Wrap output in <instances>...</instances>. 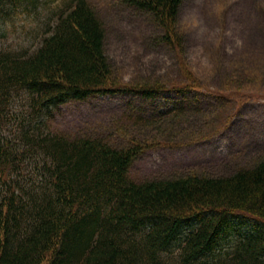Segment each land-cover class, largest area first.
I'll use <instances>...</instances> for the list:
<instances>
[{
  "label": "trees",
  "instance_id": "1",
  "mask_svg": "<svg viewBox=\"0 0 264 264\" xmlns=\"http://www.w3.org/2000/svg\"><path fill=\"white\" fill-rule=\"evenodd\" d=\"M56 2L0 0V264H264V157L226 175L130 174L144 151L180 145L167 132L201 104L132 120L147 126L140 135L118 125L122 145L46 123L70 99L200 89L181 57L184 0H121L158 25L153 39L175 52L182 84L123 82L90 0Z\"/></svg>",
  "mask_w": 264,
  "mask_h": 264
},
{
  "label": "rangeland",
  "instance_id": "2",
  "mask_svg": "<svg viewBox=\"0 0 264 264\" xmlns=\"http://www.w3.org/2000/svg\"><path fill=\"white\" fill-rule=\"evenodd\" d=\"M90 2L103 20L106 52L123 82L190 81L175 52L153 39L160 28L149 15L121 0ZM178 28L184 40L181 57L200 80V89L163 92L153 99L129 92L70 99L46 119L49 128L72 137L98 135L122 145L128 135L117 130L118 125L126 124L140 135L147 126L136 128L132 120L180 104L193 109L201 104L204 108L186 114L180 127L167 132L180 145L156 146L134 160L130 174L135 180L189 170L226 175L263 158L264 0H184ZM231 222L238 227L236 219ZM239 222L249 227L247 221Z\"/></svg>",
  "mask_w": 264,
  "mask_h": 264
}]
</instances>
